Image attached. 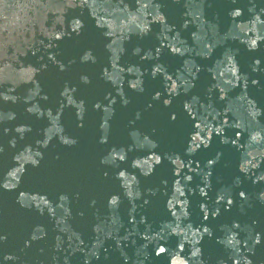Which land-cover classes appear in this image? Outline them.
Wrapping results in <instances>:
<instances>
[{"label": "water", "instance_id": "obj_1", "mask_svg": "<svg viewBox=\"0 0 264 264\" xmlns=\"http://www.w3.org/2000/svg\"><path fill=\"white\" fill-rule=\"evenodd\" d=\"M0 264H264V0H0Z\"/></svg>", "mask_w": 264, "mask_h": 264}]
</instances>
